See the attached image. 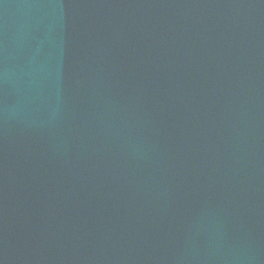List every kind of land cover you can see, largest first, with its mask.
Instances as JSON below:
<instances>
[{
  "label": "water",
  "instance_id": "95a60500",
  "mask_svg": "<svg viewBox=\"0 0 264 264\" xmlns=\"http://www.w3.org/2000/svg\"><path fill=\"white\" fill-rule=\"evenodd\" d=\"M0 264H264V0H0Z\"/></svg>",
  "mask_w": 264,
  "mask_h": 264
}]
</instances>
